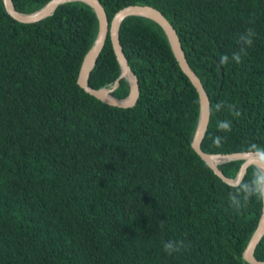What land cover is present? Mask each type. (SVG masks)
Returning a JSON list of instances; mask_svg holds the SVG:
<instances>
[{
  "label": "trees",
  "instance_id": "obj_1",
  "mask_svg": "<svg viewBox=\"0 0 264 264\" xmlns=\"http://www.w3.org/2000/svg\"><path fill=\"white\" fill-rule=\"evenodd\" d=\"M12 1L30 13L50 0ZM99 1L109 23L148 4L176 29L210 101L204 153H264V0ZM98 26L81 1L22 24L0 0V264H248L261 172L252 166L231 186L195 152L199 92L150 19L129 16L119 29L141 86L136 104L83 91L77 78ZM119 75L108 37L88 84L105 88ZM129 92L124 81L113 95ZM242 164L221 170L234 178ZM255 255L264 262V237Z\"/></svg>",
  "mask_w": 264,
  "mask_h": 264
},
{
  "label": "water",
  "instance_id": "obj_2",
  "mask_svg": "<svg viewBox=\"0 0 264 264\" xmlns=\"http://www.w3.org/2000/svg\"><path fill=\"white\" fill-rule=\"evenodd\" d=\"M73 1H81L88 4L96 13L99 23L97 36L94 40L93 45L83 58L77 78V85L83 91L112 106L128 108L133 107L136 104L141 95V86L139 79H137L134 71L129 65L125 53H123L119 41V29L123 21L129 18V16H142V18L150 19L159 24L165 31L171 48L180 64L182 71L189 77V79L199 92L200 117L192 142V147L195 152L222 181L231 186H239L244 181L249 168L252 166L256 167L261 172L262 177H264V160L260 159V155L264 154L263 152L210 155L202 151V141L207 132L210 120L209 97L202 85V80L199 78L196 72L193 71L188 63L176 29L169 22V20L161 10L148 4H130L116 11L109 23L104 7L99 0H50L41 8L30 13H22L16 10L12 0H2L6 12L11 16L12 19L22 24H36L45 21L49 19L50 16H52L61 5ZM108 37L110 38L113 52L120 66V75L118 79L111 85L109 94H104L102 91L103 88L96 90L92 89L89 86L88 81ZM124 81H126L130 86L129 94L124 98L114 96V90H116L118 86L122 85ZM234 161H242L243 164L238 175L234 178H229L221 170V165ZM262 194H264V179L262 181ZM263 237L264 199L263 214L260 219L258 228L253 234L243 254V258L248 264H264V262L259 261L255 255L257 247L261 243Z\"/></svg>",
  "mask_w": 264,
  "mask_h": 264
},
{
  "label": "clouds",
  "instance_id": "obj_3",
  "mask_svg": "<svg viewBox=\"0 0 264 264\" xmlns=\"http://www.w3.org/2000/svg\"><path fill=\"white\" fill-rule=\"evenodd\" d=\"M249 33L250 34H254V33L251 32V30H249ZM245 42H247L249 44L251 43V41L248 40L247 38H245ZM235 59H236V63L239 64L241 62L240 57L238 55L235 57ZM225 60H226V57H221V63H224ZM236 115H239V113L237 112ZM218 128L220 130H223V131H229L230 130V123L221 121L218 124ZM219 139H220L219 137H216V138H214V141L213 142L216 144V143H218ZM260 159L261 160H264V154H261L260 155ZM259 179H264V177H260ZM261 199H264V194L258 195V200H261ZM180 243H182V241ZM165 249L169 253H171L172 251H178L179 250V248L173 249V246H172L171 243L165 244Z\"/></svg>",
  "mask_w": 264,
  "mask_h": 264
},
{
  "label": "bare ground",
  "instance_id": "obj_4",
  "mask_svg": "<svg viewBox=\"0 0 264 264\" xmlns=\"http://www.w3.org/2000/svg\"><path fill=\"white\" fill-rule=\"evenodd\" d=\"M109 87H111V86L103 88L102 91H103L104 94H109V89H110Z\"/></svg>",
  "mask_w": 264,
  "mask_h": 264
},
{
  "label": "rangeland",
  "instance_id": "obj_5",
  "mask_svg": "<svg viewBox=\"0 0 264 264\" xmlns=\"http://www.w3.org/2000/svg\"><path fill=\"white\" fill-rule=\"evenodd\" d=\"M110 88V87H109Z\"/></svg>",
  "mask_w": 264,
  "mask_h": 264
}]
</instances>
